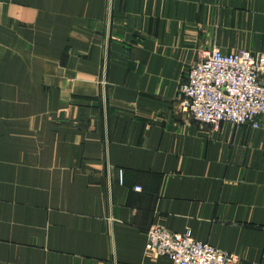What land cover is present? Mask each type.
<instances>
[{"label": "crops", "instance_id": "crops-1", "mask_svg": "<svg viewBox=\"0 0 264 264\" xmlns=\"http://www.w3.org/2000/svg\"><path fill=\"white\" fill-rule=\"evenodd\" d=\"M213 47L264 55V0H0V264H174L154 224L264 264V116L177 97Z\"/></svg>", "mask_w": 264, "mask_h": 264}, {"label": "built area", "instance_id": "built-area-1", "mask_svg": "<svg viewBox=\"0 0 264 264\" xmlns=\"http://www.w3.org/2000/svg\"><path fill=\"white\" fill-rule=\"evenodd\" d=\"M99 85L104 91L103 77ZM177 97L181 110L197 122L258 128L264 116V55L245 49L224 53L217 47L201 51L180 82ZM145 251L175 264H242L239 256L195 239L189 230L173 232L159 224L146 230Z\"/></svg>", "mask_w": 264, "mask_h": 264}, {"label": "bare ground", "instance_id": "bare-ground-1", "mask_svg": "<svg viewBox=\"0 0 264 264\" xmlns=\"http://www.w3.org/2000/svg\"><path fill=\"white\" fill-rule=\"evenodd\" d=\"M171 260V259H170ZM172 261V260H171ZM173 262V261H172ZM174 263V262H173ZM175 264V263H174Z\"/></svg>", "mask_w": 264, "mask_h": 264}]
</instances>
